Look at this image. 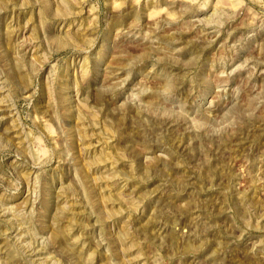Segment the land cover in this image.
Returning a JSON list of instances; mask_svg holds the SVG:
<instances>
[{"label": "rangeland", "instance_id": "obj_1", "mask_svg": "<svg viewBox=\"0 0 264 264\" xmlns=\"http://www.w3.org/2000/svg\"><path fill=\"white\" fill-rule=\"evenodd\" d=\"M0 264H264V0H0Z\"/></svg>", "mask_w": 264, "mask_h": 264}]
</instances>
